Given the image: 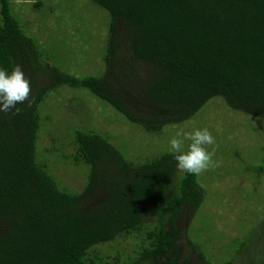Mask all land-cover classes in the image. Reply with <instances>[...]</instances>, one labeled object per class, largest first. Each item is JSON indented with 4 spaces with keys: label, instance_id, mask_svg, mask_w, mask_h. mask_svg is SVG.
Masks as SVG:
<instances>
[{
    "label": "trees",
    "instance_id": "1",
    "mask_svg": "<svg viewBox=\"0 0 264 264\" xmlns=\"http://www.w3.org/2000/svg\"><path fill=\"white\" fill-rule=\"evenodd\" d=\"M89 1L109 16L105 69L96 77L61 67L27 33L14 1L0 0V67L20 65L31 82L19 114L0 112V264H264V214L224 258L212 255L218 236L211 222L196 223L209 195L201 175L177 169L170 150L145 159L129 147L126 156L110 135L77 125L51 137L55 145H39L46 128L68 127L42 107L65 87L88 91L148 135L193 119L217 98L264 119V0ZM82 102L68 106L84 114ZM81 164L89 173L77 193L63 177ZM243 172L264 178V161ZM109 244L112 256L103 254Z\"/></svg>",
    "mask_w": 264,
    "mask_h": 264
},
{
    "label": "rangeland",
    "instance_id": "2",
    "mask_svg": "<svg viewBox=\"0 0 264 264\" xmlns=\"http://www.w3.org/2000/svg\"><path fill=\"white\" fill-rule=\"evenodd\" d=\"M13 1L14 10L23 16L27 33L37 38L47 51H55L61 67L76 77H96L104 73L100 75L105 69L101 57L102 48L106 44L109 18L104 10L97 8L89 0ZM38 3L39 7L35 8ZM65 88L68 91L64 89L51 93L42 107L45 114L52 113L56 121L62 120L68 127L61 131L59 128L62 126L56 125V129H51V134L46 133V128L40 133V136L45 137L44 143H39L40 147L55 145L51 137L60 139V133L66 134L71 125H77L104 133V136L110 135V141L126 156L130 147L134 150L131 154L134 155L135 150H139L140 153H146L145 159H154L160 153L170 150L169 140L178 131L191 132L208 128L215 139V143L209 146V151L214 150L213 159L219 162V167L200 174L201 185L207 190L209 197L207 196L202 216L196 223L208 229L211 222V227L218 236L217 241L208 248L212 255L224 258L226 247L241 236V229L251 227L264 214V178L257 179L250 173L243 172L244 168L264 161V119L231 111L222 99L217 98L210 101L193 119L168 126L160 135H148L141 127L126 121L122 115L94 98L88 91ZM74 98L84 100V108L91 110H85L84 114L73 112V108L68 105ZM114 137H119L117 142L113 141ZM189 144L190 141H185V151ZM67 152L72 154L73 150L68 148ZM141 158L138 156V159ZM62 165L63 162L58 159L52 163L54 171L58 170L57 176L64 170ZM79 166L68 167V174L62 176L64 186L77 193L84 190L89 173L86 165ZM200 235L202 239H208L207 235ZM191 236L194 238L193 233ZM114 246L122 245L115 243ZM113 249L110 244L105 245L103 254L112 256ZM192 258L196 260L194 254Z\"/></svg>",
    "mask_w": 264,
    "mask_h": 264
},
{
    "label": "clouds",
    "instance_id": "3",
    "mask_svg": "<svg viewBox=\"0 0 264 264\" xmlns=\"http://www.w3.org/2000/svg\"><path fill=\"white\" fill-rule=\"evenodd\" d=\"M30 92L31 82L22 66H15L11 72L0 67V112L9 113L15 110V113L19 114L20 109L17 105L28 102ZM28 106H31L30 102ZM185 141H190L186 151L183 147ZM214 143V136L208 128L195 129L191 132L181 130L169 140V148L178 170L200 175L219 167V162L213 159L214 150L209 151V146Z\"/></svg>",
    "mask_w": 264,
    "mask_h": 264
}]
</instances>
